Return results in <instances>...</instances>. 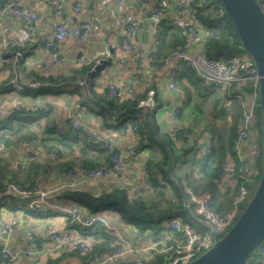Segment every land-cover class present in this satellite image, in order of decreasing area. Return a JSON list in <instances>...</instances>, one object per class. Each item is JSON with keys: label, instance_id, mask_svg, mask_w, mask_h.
I'll return each mask as SVG.
<instances>
[{"label": "crops", "instance_id": "1", "mask_svg": "<svg viewBox=\"0 0 264 264\" xmlns=\"http://www.w3.org/2000/svg\"><path fill=\"white\" fill-rule=\"evenodd\" d=\"M21 1L26 7L33 9L41 21L38 25H33L10 13L0 12V106L11 111V115L19 113L23 117H28L41 109L46 113L38 122L30 126V138L18 145H5L2 138L8 135L7 131H0V159L6 166L5 170L14 175L17 181L25 182L29 165L33 162L40 163L45 170L37 175L32 187L25 185L27 189H21L19 185L8 182V179L2 181L0 254L4 248L9 250L13 256H16L14 264H46L48 260H61L60 264H79L82 260L72 256L75 252L57 248L47 241V238L54 233L73 232L83 238L104 243L105 233L101 227L77 224L63 209L76 208L83 220H88L93 214L88 213L79 204L59 197L64 191L69 190L64 173L65 164L72 157L64 146L69 142L65 139L64 133L69 128L76 132L71 126V121H78L83 128L82 134L95 143L113 142L120 151L122 159L132 164L130 170L113 174L107 180H97L83 189L101 193L115 186H126L132 196H141L151 190L150 183L143 174L149 157L148 151L142 153L137 151L140 142L139 131L134 130L131 121L118 127L120 122L114 120L110 127L106 126L102 118L97 115L96 107L88 102V89L92 85L97 94L105 96L108 95L109 86L113 84L121 91L133 88L135 97H144L147 90L152 88L156 96L155 114L159 128L164 132H170L175 124L172 113L177 109H184V119L179 120L182 125L191 129L193 136L197 137L204 122H199V118L195 116L197 114L194 110L195 105L206 107V114L202 116L208 118L210 116L208 110L212 108L213 100L198 98L196 94L198 87L194 76L184 75L181 72L183 68L181 63H177L178 91L172 92L167 68H156L149 59L160 61L175 49L193 53L202 52L209 30L201 21L195 20L198 37L190 39L187 35L185 26L191 18L180 12L178 5L188 6L189 0H67L62 15L57 14L58 0ZM77 3L82 6L80 17H77L74 10ZM144 3L159 6L164 11L163 16L157 21L151 20ZM133 19L140 20L137 39L144 42L145 58H140L135 53L114 50L112 57L104 59V65L90 74L97 66L93 59L109 45L119 43L127 24ZM82 21L92 25L90 42L71 41L59 44L55 42L54 33L57 26L65 24L74 27ZM5 41H11L13 44L6 47ZM48 41L53 42L61 52V61L51 75L67 78L79 73L78 79L85 84L76 83L77 79L71 88L63 86L61 89L65 90L60 94L33 97L26 92L29 89L25 90L22 87L30 85L33 75H45L44 65L50 62L51 54V51L45 47ZM17 53L21 54L18 61ZM19 66L20 69H24V73H19ZM87 66H91V70L85 71L83 75L80 74ZM20 77L22 82L19 80ZM88 77L89 83H87ZM205 88L213 90L217 99L221 101L227 96V90L223 88L213 89L206 86ZM17 107L20 110H17ZM4 119H0V122ZM229 119L222 115L212 124L221 125ZM20 124L22 123H16L15 126ZM47 126L51 128L49 131L45 130ZM92 156L93 153L90 152L89 157ZM138 173L140 176L134 179L133 175ZM9 184H14L30 194L26 196L16 194L8 189ZM42 193L46 194V203H41L36 210H32L31 202L40 198ZM106 216L121 228L132 245L146 248L154 243V238L146 240L135 237L134 229L124 226L117 214L107 212ZM163 233H153V236L160 238ZM166 233L167 236L163 240L168 245L175 244L176 234L168 231ZM37 245L43 250V254L29 259L26 253L35 250ZM166 247L162 246L161 249L165 250ZM155 254L142 252L133 260L149 263ZM260 264H264V258Z\"/></svg>", "mask_w": 264, "mask_h": 264}, {"label": "trees", "instance_id": "2", "mask_svg": "<svg viewBox=\"0 0 264 264\" xmlns=\"http://www.w3.org/2000/svg\"><path fill=\"white\" fill-rule=\"evenodd\" d=\"M188 6L196 10V21L199 20L207 26L208 32H216L212 36L208 35L203 48L204 54L209 59L216 60L243 53L248 55L242 47L232 20L219 0H189ZM209 10L212 13H208ZM181 64L183 66L181 72L184 75L194 76L196 87H198L196 89L198 98L206 101L212 99L213 106L208 110L210 116L206 118L202 114H206L207 108L195 105L194 110L197 113L195 116L199 118V122H204V124H202L200 134L197 137L193 136L190 142L175 141L171 136V132L162 131L157 123L156 109L144 116L142 121L144 128L139 130L140 142L137 151L139 153L145 150L148 151L149 157L145 168L147 171L146 179L150 183L151 190L141 196H132L130 189L126 186H115L101 193H95L87 189H69L59 195L61 199L79 204L88 213L113 212L117 214L124 226L132 227L137 236H140L139 238L149 237V231L154 234L168 231L162 226V223L174 218H182L193 226V222L188 218L184 208V200L187 198L185 185L189 186L199 196H209L212 205L217 208L222 217L232 209L233 194L232 192H224L219 182L224 172V166L229 158L235 154L234 143L242 120L241 104L238 101H232L226 109L219 102L221 100L215 96L216 93L212 92L211 89H206L203 81L196 77L193 71L183 63ZM91 68V66L83 68V72L80 74L83 75L85 71L91 70ZM19 73H24V69H20V66ZM78 75L79 73H75L67 78L54 77L53 75H33L32 78L41 84L37 86L28 85L22 87V89H29L26 92L33 97L60 94L65 90L61 89L63 86L70 88L73 86V83L78 79ZM94 88L91 85L88 89V102L96 107L97 115L102 118L106 126L110 127L111 122L114 120L120 122L118 127L130 121L132 124L135 123L134 115L137 111L138 102L143 97L134 96L120 101L109 98L108 95H99ZM228 96L227 93L225 99H229ZM226 110L230 111L231 118L221 125H213L212 122L219 116H224ZM184 111V109H179L180 120L184 119ZM45 113L43 109L31 113L28 117L14 113L1 121L0 131L6 130L8 134L2 138L5 145H18L23 140L30 138V126L38 122L42 116L44 117ZM261 120V110L259 109L254 124L256 131L254 137L260 149L262 148ZM16 123L22 124L15 126ZM50 129L48 126L45 128L46 131ZM70 130L72 131L69 128L64 133L65 139L69 141L64 146L69 150V155L72 157L65 164L67 171H91L101 166H111L112 154L107 144L95 143L91 138L83 135L82 132L72 131L71 133ZM90 152L93 153L92 157H89ZM261 164L262 158L252 164L251 181L247 184L250 195L247 202L242 206L240 213L244 211L256 191L261 177ZM4 165V162L0 159V186H2L3 180L8 179V182L19 185L21 189H27L26 184L32 187L37 175L45 170L40 163H31L24 182L17 181L14 175L5 170L6 166ZM66 170L65 172H67ZM176 236L177 240H182L180 234H176ZM103 239L104 243L97 244L90 256L115 247L114 239L105 234ZM157 242L159 241L154 243ZM72 256L82 260V262L90 257L77 253H73ZM166 256V254L156 253L153 260L145 264H160L166 259ZM60 261L48 260L46 264H60ZM258 261H262V259L254 254L246 264H255ZM120 264L128 263L122 262Z\"/></svg>", "mask_w": 264, "mask_h": 264}, {"label": "built area", "instance_id": "3", "mask_svg": "<svg viewBox=\"0 0 264 264\" xmlns=\"http://www.w3.org/2000/svg\"><path fill=\"white\" fill-rule=\"evenodd\" d=\"M67 0H58L57 14L62 15L63 7ZM264 12V0H256ZM81 4L75 5V13L77 17L81 16ZM144 7L148 9L150 19L157 21L164 14V11L159 6H151L144 3ZM178 10L183 14L188 15L191 19L185 26V31L190 39H196L198 32L195 25L196 10L187 5H178ZM1 14L10 13L17 18L24 19L33 25H38L41 21L38 14L28 7H26L21 0H0ZM208 13H212L211 10ZM140 26V20H131L125 29L123 38L119 43L109 45L107 49L98 54L94 59L97 65H104L102 61L112 57L114 50H121L137 54L140 58H145L144 42L137 39V34ZM216 32L211 31L208 35H214ZM56 43H68L71 41H80L88 43L92 40V25L87 21H82L74 27H68L61 24L56 27L54 33ZM11 41H5L6 47L11 46ZM46 49L51 51L50 62L44 65L45 75H51L53 69L59 65L61 61V52L51 41L45 43ZM20 53L16 54V60L20 59ZM156 68L166 67L170 81V90L177 92L178 88L177 63H183L186 67L193 71L196 77L200 78L204 85L213 89L227 90L228 98L221 101V105L226 109L231 105L232 101H238L242 107V120L238 130V135L234 143V156L229 158L224 166V172L219 182L220 187L224 192H232L234 201L232 209L221 216L215 206L212 205L209 196L197 195L189 186L185 185V193L187 198L184 200L185 212H189L193 217L197 218L202 225L209 230L201 231L195 230L189 223L182 218H174L162 223V226L174 234H180L182 240L175 239V244H165L166 249H161V242L153 243L150 247L139 248L124 236L121 228L113 224L106 216L105 212L94 213L83 220L79 211L76 208L63 209V211L71 215L75 223L83 226H99L107 235L115 241V247L111 250L104 251L97 255H92L94 247L99 244L97 240L87 239L73 232L54 233L47 238L48 242L53 243L57 248L65 249L70 252L79 253L82 256H90L84 262L79 264H120L127 262L128 264H145L142 260H133L138 254L142 252H153L157 254H166V259L160 264H190L203 253L211 249L215 243V238L223 237L228 230L233 226L236 220L241 215L240 210L242 206L249 199L250 191L248 183L251 181L252 164L262 158V151L255 141V127L254 124L257 119V113L260 109V94H259V76L257 75L254 63L249 55L245 53L233 57H225L221 59H209L202 52L193 53L191 51L176 49L169 53L160 61H153ZM21 81V77L19 78ZM22 82V81H21ZM78 84L85 83L78 79ZM41 83L35 79L30 80V85L37 86ZM135 96L133 88L126 90H119L115 85H110L108 88V97L120 101L132 98ZM156 108V96L154 89H148L145 96L139 100L137 111L135 113V123L133 128L139 131L144 128L143 118L146 114L152 113ZM17 110H20L18 107ZM13 112V111H12ZM11 115L4 107L0 106V119L7 118ZM225 116L229 119L231 117L230 111L226 110ZM174 126L172 128L171 136L175 141L190 142L193 139L191 129L182 125L179 120V109L172 113ZM71 126L75 131H82L83 128L78 121L72 120ZM35 142V140H32ZM108 149L112 154L111 166H101L91 171H76L69 170L64 173L67 179V187L69 189H83V187L94 184L97 180H107L113 174H121L132 168L130 161L123 160L120 151L113 142L107 143ZM8 189L16 194L26 196L30 194L27 191L21 190L14 184H9ZM45 193H42L40 198L34 200L30 204L32 210H36L39 204L46 203ZM163 246V247H164ZM43 254L40 247L35 250H30L26 253L29 259H34ZM255 255L261 259L264 258V241L254 252ZM253 254V255H254ZM0 264H14L16 256H13L9 250L3 249L1 251ZM258 261L256 264H260Z\"/></svg>", "mask_w": 264, "mask_h": 264}, {"label": "water", "instance_id": "4", "mask_svg": "<svg viewBox=\"0 0 264 264\" xmlns=\"http://www.w3.org/2000/svg\"><path fill=\"white\" fill-rule=\"evenodd\" d=\"M219 1L232 20L242 47L251 57L259 76L262 118L261 177L255 193L229 231L221 238L216 237L213 247L190 264H246L264 241V12L256 0ZM100 68L101 65H97L90 74ZM186 213L201 230H209L189 212Z\"/></svg>", "mask_w": 264, "mask_h": 264}, {"label": "rangeland", "instance_id": "5", "mask_svg": "<svg viewBox=\"0 0 264 264\" xmlns=\"http://www.w3.org/2000/svg\"><path fill=\"white\" fill-rule=\"evenodd\" d=\"M143 174L145 175V177L147 176V171H146V168H145V170L143 171ZM131 176V175H130ZM140 175H139V173L138 174H136V175H133V177H134V179H137V177H139ZM191 225V224H190ZM191 227L193 228V229H197V230H201L200 229V227L197 225V224H195V223H193V226L191 225ZM229 231V230H228ZM134 235H135V237H137V238H139L138 236H137V233L135 232V233H133ZM148 235H149V237H147V236H144L142 239H146V240H148L149 238H154L153 239V241L154 242H156V241H159V242H161V245L160 246H164L165 244H167L163 239H164V237H166L167 236V233L166 232H164L163 233V235L160 237V238H156V237H154L153 235V232H151V231H149L148 232ZM147 237V238H146ZM166 239V238H165ZM140 241H142V240H140Z\"/></svg>", "mask_w": 264, "mask_h": 264}]
</instances>
